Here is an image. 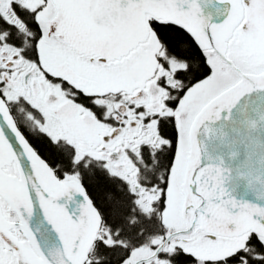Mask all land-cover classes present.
<instances>
[{
	"label": "snow or ice",
	"instance_id": "snow-or-ice-1",
	"mask_svg": "<svg viewBox=\"0 0 264 264\" xmlns=\"http://www.w3.org/2000/svg\"><path fill=\"white\" fill-rule=\"evenodd\" d=\"M0 264H264V0H0Z\"/></svg>",
	"mask_w": 264,
	"mask_h": 264
}]
</instances>
